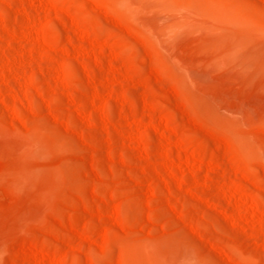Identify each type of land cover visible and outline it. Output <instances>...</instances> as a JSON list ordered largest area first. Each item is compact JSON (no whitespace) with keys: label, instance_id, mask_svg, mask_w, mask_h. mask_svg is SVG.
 I'll return each instance as SVG.
<instances>
[{"label":"rangeland","instance_id":"obj_1","mask_svg":"<svg viewBox=\"0 0 264 264\" xmlns=\"http://www.w3.org/2000/svg\"><path fill=\"white\" fill-rule=\"evenodd\" d=\"M0 264H264V0H0Z\"/></svg>","mask_w":264,"mask_h":264}]
</instances>
